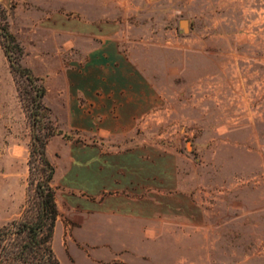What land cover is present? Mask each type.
<instances>
[{
    "label": "rangeland",
    "instance_id": "374dc122",
    "mask_svg": "<svg viewBox=\"0 0 264 264\" xmlns=\"http://www.w3.org/2000/svg\"><path fill=\"white\" fill-rule=\"evenodd\" d=\"M4 25L56 129L46 154L61 264H264V0H0V225L33 200L25 107L36 96L10 68ZM112 38L154 96L122 134L102 132L87 95L98 93L87 51ZM134 151L138 209L124 234L121 154ZM152 180L167 181L170 209L151 208Z\"/></svg>",
    "mask_w": 264,
    "mask_h": 264
},
{
    "label": "crops",
    "instance_id": "0c3cea01",
    "mask_svg": "<svg viewBox=\"0 0 264 264\" xmlns=\"http://www.w3.org/2000/svg\"><path fill=\"white\" fill-rule=\"evenodd\" d=\"M87 54L90 61H97L96 68L89 67L88 78L91 79L89 87L92 88L94 78L97 79L98 93L88 92L89 100H96L98 112L102 118L101 129L103 133L116 134L126 133L133 130L136 119L143 117L151 108L154 96L151 94L149 78L142 67L134 60L131 53H122L115 39L103 41L98 47L89 49ZM95 71V72H94ZM136 150V148H134ZM136 151L129 154H121L122 162L128 159L127 176H122L120 187L123 189L119 194V205L115 208L119 214V226L122 233L129 229V221L138 209L136 202L135 186L136 178ZM121 165L125 166L124 163ZM131 166L133 168L131 169ZM126 177V178H125ZM134 184L131 185V181ZM128 181V182H127ZM148 197L153 199L152 209H170L168 204L167 181L155 183ZM125 189V188H124ZM128 199L127 201L121 199ZM128 259H120L116 264H125Z\"/></svg>",
    "mask_w": 264,
    "mask_h": 264
},
{
    "label": "trees",
    "instance_id": "16d2710c",
    "mask_svg": "<svg viewBox=\"0 0 264 264\" xmlns=\"http://www.w3.org/2000/svg\"><path fill=\"white\" fill-rule=\"evenodd\" d=\"M1 30L4 39L1 44L11 70L18 71L30 84H35L36 96L32 106L25 107L31 138L28 166L29 185L34 184L33 200L29 201L20 218L0 225V264H61L52 246L58 210L51 184L54 167L46 154L47 142L56 129L49 109L42 102L43 86L28 69L18 64L13 66L5 41L15 44V39L6 25Z\"/></svg>",
    "mask_w": 264,
    "mask_h": 264
},
{
    "label": "water",
    "instance_id": "95a60500",
    "mask_svg": "<svg viewBox=\"0 0 264 264\" xmlns=\"http://www.w3.org/2000/svg\"><path fill=\"white\" fill-rule=\"evenodd\" d=\"M181 26L183 27L184 30H186L187 29L186 21H181Z\"/></svg>",
    "mask_w": 264,
    "mask_h": 264
}]
</instances>
